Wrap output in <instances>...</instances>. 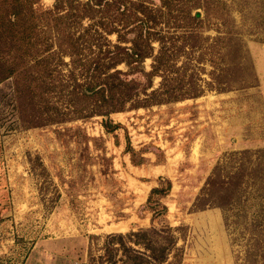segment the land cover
<instances>
[{
    "label": "rangeland",
    "instance_id": "rangeland-1",
    "mask_svg": "<svg viewBox=\"0 0 264 264\" xmlns=\"http://www.w3.org/2000/svg\"><path fill=\"white\" fill-rule=\"evenodd\" d=\"M34 2L43 13L55 0ZM167 2L174 12L200 14L194 49L172 62L182 78L178 89L189 95L182 100L114 113L110 120L120 126L108 132L103 117H74L57 88L47 116L63 121L35 127L16 103L23 75L0 84V264H106L108 236L142 230L154 245L175 237L166 264H244L248 243L257 254L245 226L262 198L247 200L243 190L245 205L232 215L200 200L216 167L222 187L247 165L251 185L264 187V168L255 160L264 157V0ZM180 26L166 15L160 27L181 45ZM109 40L117 42L115 35ZM152 64L150 58L142 67L150 72ZM128 78L146 81L140 73ZM161 82L155 77L154 89ZM88 105L80 101L78 109ZM169 185L167 194L152 195Z\"/></svg>",
    "mask_w": 264,
    "mask_h": 264
},
{
    "label": "trees",
    "instance_id": "trees-1",
    "mask_svg": "<svg viewBox=\"0 0 264 264\" xmlns=\"http://www.w3.org/2000/svg\"><path fill=\"white\" fill-rule=\"evenodd\" d=\"M167 1L160 0L162 6L155 10L144 0H55L53 9L38 13L34 9V0H0V84L14 75H23L24 80L16 89V103L19 113H24V121L35 127L63 121H55L53 115L47 116L53 110L49 94L52 95V89L57 88H61L60 93L66 92L67 105L74 117L83 120L103 117V125L108 132H114L120 126L110 120L114 113L177 102L189 96L186 91L178 89L182 78L172 62L182 54H188V47L194 49V45L189 43L196 36V28L192 26L195 23L198 27L200 14L193 16L190 11L174 12ZM166 15L181 25L182 36L178 37L181 45H177L176 38L167 37L160 27ZM50 32L53 33L52 38L41 37L40 33L46 35ZM193 34L195 36L191 37ZM112 35L116 36V43L109 40ZM54 46L58 51H53ZM63 56H68L70 62L64 61ZM150 58L153 60L152 70L146 72L142 66ZM121 65L128 71L118 69ZM63 68L68 74L65 75ZM134 73H140L145 83L137 84L128 78ZM157 76L162 78V82L154 89ZM193 92L192 97L200 95V91ZM80 101L89 102L86 111L78 109ZM128 144L130 148V139ZM255 160L260 164L257 167L264 168L263 156H257ZM218 168L204 189L203 198L206 199L200 201L220 207L232 215L237 213L236 207L245 205L240 201L243 190L247 200L251 196L264 200V187L251 185L246 174L248 165L241 170L238 168V174L230 177L229 183L226 181L223 187L218 185L222 181L218 180ZM263 177L264 170L259 179ZM170 190L171 185L167 189H154L152 195H164ZM253 191H260V195ZM263 200L254 204L259 205L258 211L252 214L251 223L245 226L257 254L248 243L244 264H256L258 256L264 263ZM164 210L166 207H162L160 213ZM167 232L171 233L172 229H167ZM150 233L142 230L108 236L106 253L101 260L106 264H166L175 237L168 234L167 244L154 245ZM132 244L140 249L133 248Z\"/></svg>",
    "mask_w": 264,
    "mask_h": 264
},
{
    "label": "bare ground",
    "instance_id": "bare-ground-1",
    "mask_svg": "<svg viewBox=\"0 0 264 264\" xmlns=\"http://www.w3.org/2000/svg\"><path fill=\"white\" fill-rule=\"evenodd\" d=\"M119 230V229H118Z\"/></svg>",
    "mask_w": 264,
    "mask_h": 264
}]
</instances>
